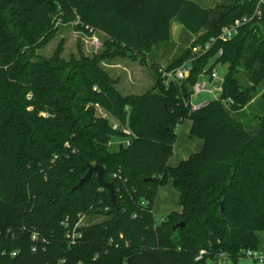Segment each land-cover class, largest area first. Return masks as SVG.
I'll list each match as a JSON object with an SVG mask.
<instances>
[{"label": "trees", "instance_id": "1", "mask_svg": "<svg viewBox=\"0 0 264 264\" xmlns=\"http://www.w3.org/2000/svg\"><path fill=\"white\" fill-rule=\"evenodd\" d=\"M63 3L0 0V264H208L220 255L235 259L257 250L256 234L264 231V101L255 137L229 110L249 99L233 77L237 66L257 65L251 78L264 81V8L236 37L192 58L194 45L250 16L256 0H218L209 9L188 0H70L69 9L103 34L108 47L140 60L170 42L172 21L194 37L166 67L191 57L185 79L167 85L157 80L144 94L122 96L89 60L62 75L54 58L32 62L21 51L19 40L31 46L36 30L48 27L49 8ZM217 62L228 63L220 98L190 111L183 103L191 87ZM28 92L32 102L25 99ZM226 97L233 101L229 109L221 103ZM95 105L127 129H113L95 114ZM183 120L190 121L189 136L202 140V148L168 167ZM110 138L128 145L110 151ZM89 165L103 169L114 203L95 174L72 190ZM168 180L180 211L155 224L153 203ZM80 214L106 220L77 227ZM199 250L204 255L195 261Z\"/></svg>", "mask_w": 264, "mask_h": 264}, {"label": "rangeland", "instance_id": "2", "mask_svg": "<svg viewBox=\"0 0 264 264\" xmlns=\"http://www.w3.org/2000/svg\"><path fill=\"white\" fill-rule=\"evenodd\" d=\"M66 3L61 5H52L48 12V16L44 17V20L48 22V27L36 30L37 39L29 46L28 41L19 40L22 45V52L27 54L28 60L32 59V62H39L40 60L53 59L58 62L62 69V75L71 71L74 66L80 67L89 60L90 65H95L98 69L108 74L110 79L116 83L115 89L122 96L141 95L151 90L157 80L162 83L163 72L171 71L182 65L185 61H182L180 65L170 70L166 67L177 60L181 55L183 48L176 44H160L156 48H153L150 55L146 59L140 60L139 56L133 53H118L113 45L108 47V42L105 40L104 35L99 31L91 30L85 27L79 20V17L75 14V10L69 9L68 2L70 0H64ZM63 5L67 6L68 10L63 9ZM228 25V24H227ZM172 29L178 27L185 34H188L177 22L172 21ZM34 31V30H31ZM176 30H173V33ZM175 35V34H174ZM189 35V34H188ZM177 40H179L177 38ZM254 42V40H251ZM250 41V42H251ZM249 42V43H250ZM179 43H183L181 40ZM32 51L34 57H29V52ZM213 63V60L209 64ZM153 66H156L154 68ZM212 68L215 69L218 78L222 79L227 72L228 63L217 62L212 64ZM257 69V65L251 67H245L239 65L235 68L233 77L235 78L239 92H245L249 98L247 103L242 107H237L235 110H229L231 117H234L241 125H243L250 137H255L257 131L260 129V117L262 116L261 105L264 101V81L259 77L251 78L252 72ZM79 71H83L79 68ZM205 71V70H204ZM201 72L197 81H206L207 73ZM196 81V82H197ZM192 88V87H191ZM192 94V89H191ZM25 99L28 102H32V94L28 92L25 95ZM212 96L204 93L191 96V102L193 104H205L203 101H211ZM202 105V106H203ZM201 106V107H202ZM230 107V106H229ZM226 107V109H229ZM31 106L24 108V111H31ZM95 114L107 118V123L113 129H127L126 124L120 125V123L110 117L98 106L95 105ZM39 116L47 117L46 112H40ZM259 120V121H258ZM189 121H182L177 125L176 136L177 144L180 145L182 138L190 140V138L183 132L188 126ZM238 123V122H237ZM110 138L107 143V147L110 151H115L118 145H126L127 141ZM65 147L66 144H64ZM201 150V149H200ZM259 159H256L258 161ZM264 161V155H263ZM255 162V161H253ZM166 189V188H165ZM165 190H161L158 205L163 208L168 203V198L165 197ZM176 199H170L171 204L175 206ZM154 223L158 224L160 220L159 214L153 215ZM106 220L103 215H78V222L75 226H89L92 224L101 223ZM258 251V250H256ZM259 252V251H258ZM224 260V261H223ZM219 264H252V260L248 257H239L235 259L224 258ZM214 262V261H213ZM208 264H211V262Z\"/></svg>", "mask_w": 264, "mask_h": 264}, {"label": "built area", "instance_id": "3", "mask_svg": "<svg viewBox=\"0 0 264 264\" xmlns=\"http://www.w3.org/2000/svg\"><path fill=\"white\" fill-rule=\"evenodd\" d=\"M264 8V0H256L255 8L250 16H242L238 19H235L233 22L229 23L220 28L218 35L215 38H210L206 43L203 45L196 44L190 49V55L198 56L201 54H205L209 51L210 47L216 42L225 43L230 41L234 37H236L239 33L240 28L250 22V20L255 16L260 14V9ZM221 55V50L217 51V56ZM192 58L189 57L187 61H185L182 65L178 66L176 69L163 72L162 74V83L167 85L170 81H178L185 79L189 71L191 69V61ZM222 79L218 78V75L214 68H211L209 72H207V79L206 81H197L192 86V94L190 95L189 99L185 101L184 107H188L190 111H195L199 109L203 104H192L190 102L191 96L198 95L200 93L208 94L212 96V100H218L222 94ZM221 103L225 107H229L232 105L233 101L230 97L221 98ZM128 145V142L125 143ZM76 237H78L76 235ZM204 255V251L199 250L197 255L195 256L194 260L199 261L202 256ZM243 256L248 257L252 260V264H264V254L260 253L256 250H245L243 251ZM224 259L222 255L218 257V259L211 264H219L222 262L221 260ZM224 261V260H223Z\"/></svg>", "mask_w": 264, "mask_h": 264}, {"label": "crops", "instance_id": "4", "mask_svg": "<svg viewBox=\"0 0 264 264\" xmlns=\"http://www.w3.org/2000/svg\"><path fill=\"white\" fill-rule=\"evenodd\" d=\"M188 1L194 3L196 6H198L201 9L212 8L218 2V0H188ZM182 28L189 35L185 34L184 31H181V29H179L178 27H174V29H172V27H171L170 42H168V43H170V44L174 43V44L178 45L179 47L181 46V48L185 49L190 45V43L193 41L194 37L184 27H182ZM173 30L174 31L176 30V32L173 33ZM177 38L179 40H177ZM180 40L183 42L182 44L179 43ZM168 43H165V44H168ZM154 48H156V47H154ZM190 102H191V99H190ZM204 102H208V101H203L201 103H204ZM184 121H189V120H184ZM190 125H191V123L189 121L188 126L186 125V129L183 130L185 135L187 134V136L190 138V140H186V138H182V141H180V145H178L177 144V136H176L173 147H172V154L167 161L168 167L177 166L180 161L185 160L189 155L200 151V149L202 148V140H200L199 138H196V137H190L189 136ZM121 142H124V140ZM161 190H165V194H163V195L165 197H169L168 198L169 204H165L163 206V208H161L157 203L159 200V196H160L159 194H160ZM171 197H172V199H174V198L176 199L175 200L176 201L175 206L173 204H171V201H170ZM171 211L179 212L180 206L178 205V193L172 188L171 180H168L166 182V184L164 186L160 187L156 193V197H155L153 207H152V214L153 215L159 214L160 218H162ZM256 236L258 239L257 250L260 253L264 254V231L258 232L256 234Z\"/></svg>", "mask_w": 264, "mask_h": 264}, {"label": "water", "instance_id": "5", "mask_svg": "<svg viewBox=\"0 0 264 264\" xmlns=\"http://www.w3.org/2000/svg\"><path fill=\"white\" fill-rule=\"evenodd\" d=\"M102 171H103V169L100 166L89 165L87 167V171H86L85 175L78 180L77 184L74 187H72V190L73 191L79 190L81 188V186L92 176V174H95V178H96L97 183L101 187L107 189V192H108L107 195L110 198L111 202L114 203V196H113L111 185H110V183L105 182L103 180ZM218 215L222 221H225L224 217H223V204L221 202L218 203ZM177 227L178 228L182 227V224H178Z\"/></svg>", "mask_w": 264, "mask_h": 264}]
</instances>
